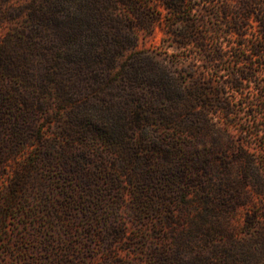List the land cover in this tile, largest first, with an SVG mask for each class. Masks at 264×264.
I'll list each match as a JSON object with an SVG mask.
<instances>
[{
  "label": "trees",
  "instance_id": "1",
  "mask_svg": "<svg viewBox=\"0 0 264 264\" xmlns=\"http://www.w3.org/2000/svg\"><path fill=\"white\" fill-rule=\"evenodd\" d=\"M26 1L32 24L22 32L26 37L9 32L0 38V181L11 177L0 185V233L8 230L15 204L29 196L28 174L17 167L10 173L9 163L33 152L37 141L53 159L41 119L55 100L62 111L80 100L67 97L65 87L51 98L37 77L102 83L120 65L116 79L127 100L109 107L116 128L111 133L91 118V133L118 147L128 138L146 146L138 151L130 191L141 204L147 190L152 211L161 214L167 204L171 223L182 225L154 264H264V142L262 150L253 145L264 128L258 117L264 112V0ZM158 27L165 47L175 49L171 64L140 48L142 36ZM188 62H200L210 76L190 72ZM98 91L88 94L92 101L84 116L101 111ZM241 113L249 120L239 122ZM69 156L62 170H72L69 163L85 169V162ZM61 179L71 185L65 190L71 200L89 182L76 174ZM115 181L125 193L123 181ZM53 197L42 195L32 213L51 217ZM121 207L122 201L114 212ZM120 227L122 237L126 227ZM88 229L94 235L93 224Z\"/></svg>",
  "mask_w": 264,
  "mask_h": 264
},
{
  "label": "rangeland",
  "instance_id": "2",
  "mask_svg": "<svg viewBox=\"0 0 264 264\" xmlns=\"http://www.w3.org/2000/svg\"><path fill=\"white\" fill-rule=\"evenodd\" d=\"M27 2L1 0L0 38L9 32L24 35L23 31L31 29L32 24L25 8ZM164 37V31L158 27L154 34L142 36L140 48L171 64V54L175 49L165 47ZM187 64L190 72L194 70L197 75L203 76L206 73L210 76V72L200 62ZM119 68L120 65L102 83L92 79L84 83L72 80L56 82L54 79L48 80L46 76L37 77V84H46L52 93L51 98L59 93L60 88L65 87L67 97L72 100L80 97V100L73 108L68 107L65 111L60 109V102L55 100L50 113L41 119L45 130L42 135L53 149L54 160L46 157L37 141L33 152L30 149L18 162L9 163L12 165L9 167L10 173L17 167L28 174L26 187L29 196L15 204L10 211L8 230L0 233V264H154L156 253L182 230V225L171 223L173 219L167 204L162 213L157 214L150 207V193L147 190L141 204L137 201V195L130 191L129 179L135 176L140 156L138 151H146V146L144 148L139 145L140 140L128 138L125 144L118 147L96 139L91 133L93 121L99 128L111 133L116 128L117 115L109 107L115 105L116 108L119 101L124 103L127 100L125 95L122 96L125 94L124 86L116 79ZM172 68L175 72L183 70L182 65H172ZM223 72L227 78L228 72ZM94 89L99 90L97 94L94 93V97L102 104L101 111L95 112L93 117L84 116L85 107L92 101L88 94L93 93ZM258 117L264 121V112H259ZM50 120L53 123H49ZM248 120L244 113L238 117L239 122ZM153 127L157 131L158 127ZM146 129H149L148 124ZM143 133L140 129L136 136L140 137ZM258 133L253 139V145L262 150L264 128ZM69 153L68 160L85 162V169L73 168L72 163H69L72 170H62L60 163ZM259 156L263 157L264 151ZM30 169L33 170L29 173ZM65 174L89 179L87 184L78 186L75 197L77 201L71 200L65 193L71 186L61 179ZM116 177L123 181L125 193L115 187ZM10 178V174L5 175L0 185L8 183ZM42 195L44 198L46 195L54 196L56 205L52 207L51 217L35 215L31 211L41 205ZM119 200L122 201V207L120 213L116 214L114 208L120 203ZM64 203L69 207L65 209L62 205ZM256 205H261L257 199ZM173 206L176 209L178 207L177 203ZM43 207L48 209L47 205ZM91 224L94 231L92 236L88 229ZM113 224L118 227L124 225L125 235L119 236V229L114 228ZM261 231L264 232V220Z\"/></svg>",
  "mask_w": 264,
  "mask_h": 264
}]
</instances>
